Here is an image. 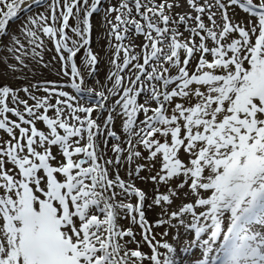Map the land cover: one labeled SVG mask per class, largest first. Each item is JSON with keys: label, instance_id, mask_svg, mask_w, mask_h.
<instances>
[{"label": "snow or ice", "instance_id": "1", "mask_svg": "<svg viewBox=\"0 0 264 264\" xmlns=\"http://www.w3.org/2000/svg\"><path fill=\"white\" fill-rule=\"evenodd\" d=\"M0 132V264H264V0H0Z\"/></svg>", "mask_w": 264, "mask_h": 264}, {"label": "rangeland", "instance_id": "2", "mask_svg": "<svg viewBox=\"0 0 264 264\" xmlns=\"http://www.w3.org/2000/svg\"><path fill=\"white\" fill-rule=\"evenodd\" d=\"M34 10H36V6H34ZM102 15H103V13L101 12L100 15L95 16V19H94L95 28H94L93 41H92V47H93L94 51L99 52L101 55V61H100V64L98 65L99 78L101 80H103L104 75L107 71V67H108L107 66V57L104 55L106 40L103 38L104 27L102 24ZM16 23H19V21H17ZM16 23H11L10 27L15 28ZM45 58L47 59L48 57L46 56ZM41 78H47L50 80L58 79V77L55 76L54 72H48V71H44L43 76ZM90 86H91V82H90ZM38 126H40V125H38ZM0 136H2L4 139H7L6 135L2 132H0ZM122 223L126 224L127 222L122 221ZM156 231L162 232V231H164V229H157ZM160 239H161V237L159 235H157V240H160ZM167 239L171 240L172 237L169 236V237H167ZM132 247H135V245H132ZM142 250L144 252L149 251L147 246H143ZM161 251H163V249H161ZM192 251H195V249H193ZM180 254L181 255H190V253H183V252H181ZM145 264H148V261H145Z\"/></svg>", "mask_w": 264, "mask_h": 264}]
</instances>
